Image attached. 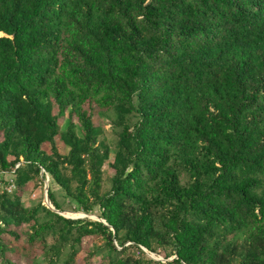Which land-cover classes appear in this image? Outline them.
<instances>
[{
    "label": "trees",
    "instance_id": "trees-1",
    "mask_svg": "<svg viewBox=\"0 0 264 264\" xmlns=\"http://www.w3.org/2000/svg\"><path fill=\"white\" fill-rule=\"evenodd\" d=\"M17 166L100 221L70 238L50 190L43 222L0 196V242L33 218L48 254L102 237L109 264H264V0H0V173Z\"/></svg>",
    "mask_w": 264,
    "mask_h": 264
},
{
    "label": "rangeland",
    "instance_id": "rangeland-1",
    "mask_svg": "<svg viewBox=\"0 0 264 264\" xmlns=\"http://www.w3.org/2000/svg\"><path fill=\"white\" fill-rule=\"evenodd\" d=\"M113 120V117H104V119L102 117L97 120V124L103 129L100 141H102L101 144L105 148L102 152L108 155L104 158L105 163L103 165V192L110 190L109 178L112 174L110 164L116 152L119 150L117 144L119 140V129L114 125ZM133 121H135L134 118ZM18 168L19 166L12 172L0 173V196H4L6 200H11L13 202L19 200L21 208L23 209L35 208L37 214L33 215L34 219H38L41 222L50 219L42 209V207H45L53 211L52 207L47 203V193L50 190L63 210L61 216L73 221H81L80 224L75 225L72 229V232L69 234L70 238L74 237L76 229L85 226L87 222L100 221V209H95L91 214L83 213L80 207L72 199L68 198L50 176L44 172L37 174L35 171L24 168L19 174L22 182H19V177L17 176ZM63 170H65L66 176L71 178L70 168L66 167ZM34 219L32 218L30 222L24 223L21 231L23 237L20 242L15 241L13 236L8 233L1 235L3 240L0 243L8 246L6 258L12 260V262L16 264H62L63 260L69 258V254H71V256L74 254V251H76V254H74L75 264H109L108 259L110 256L114 261L117 259V255L110 251L108 243L102 237L85 238L81 244L68 241L62 246V250H60L58 255L56 253L48 254L45 252L44 244L41 241L32 243L28 239L29 235L32 233L31 227L35 222ZM0 227L6 229L3 223H0ZM59 230V228L55 229V233H50L46 237V244L48 247L59 242ZM72 246H75V248ZM131 254L142 259L144 264H152L151 261L166 263L164 253H159L160 255L147 253L145 256H141L138 251L132 250ZM0 264H5V260L2 259L1 254Z\"/></svg>",
    "mask_w": 264,
    "mask_h": 264
},
{
    "label": "water",
    "instance_id": "water-1",
    "mask_svg": "<svg viewBox=\"0 0 264 264\" xmlns=\"http://www.w3.org/2000/svg\"><path fill=\"white\" fill-rule=\"evenodd\" d=\"M48 194V193H47ZM47 203H49L50 204V199H49V196H48V198H47ZM54 211L55 212H57L55 209H54Z\"/></svg>",
    "mask_w": 264,
    "mask_h": 264
}]
</instances>
